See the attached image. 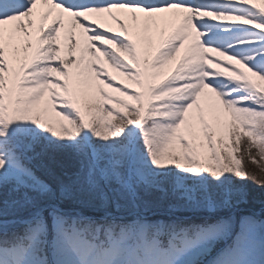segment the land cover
<instances>
[{"label": "snow or ice", "instance_id": "obj_1", "mask_svg": "<svg viewBox=\"0 0 264 264\" xmlns=\"http://www.w3.org/2000/svg\"><path fill=\"white\" fill-rule=\"evenodd\" d=\"M242 146L259 167L264 0H0V264H264V221L218 214Z\"/></svg>", "mask_w": 264, "mask_h": 264}, {"label": "rangeland", "instance_id": "obj_2", "mask_svg": "<svg viewBox=\"0 0 264 264\" xmlns=\"http://www.w3.org/2000/svg\"><path fill=\"white\" fill-rule=\"evenodd\" d=\"M170 28H171V26H169L167 29H166V31H168V30H170ZM74 29L75 28H73L71 25L70 26H67L66 28H62L61 29V33H62V37H63V35L66 33V32H68V31H71L72 33H73V35L75 34V32H74ZM80 32V31H79ZM81 35V34H80ZM75 37H76V35H75ZM82 43H83V36H82V38H81V40L77 43L78 44V47L80 46V45H82ZM67 44H68V41L66 40V39H62V41H61V48H62V55H66L67 54ZM182 53H183V48L181 49V52L180 53H177V55H176V58L173 60V61H171V62H169L167 65H166V67H165V69H164V73H170L171 72V70L172 69H174V67H175V65H176V63H178L179 62V59H180V57H181V55H182ZM84 55H85V58L87 59V58H89V55H88V53L87 52H85L84 53ZM101 59V61L102 62H104V65H105V67H107L108 68V71L113 75V76H115L116 77V79L118 80V81H121L122 83H130L126 78H124V77H122V76H120V74L118 73V72H116V70L115 69H113V68H111L108 64H107V61H106V59L104 58V57H101L100 58ZM53 75H58V74H56V73H54ZM106 91H111V89H106ZM113 95H119L118 93H113ZM115 102L114 101H109V104H114ZM117 107H119L118 105H117ZM58 108H59V105H57V108L56 109H53L51 106H49V109H48V115L51 117V119H52V122L54 123L55 122V120L56 119H58V117L56 116V111L58 110ZM123 111V110H122ZM191 112H194L195 110L193 109V110H190ZM205 116H206V118H207V116H208V110H207V108L205 109ZM115 122V121H114ZM183 127V126H182ZM178 147V146H177ZM202 151H206V142H205V149H203ZM237 158H239L238 156H237ZM249 160V158H248V154H247V152H244V154L242 155V162H245L246 164H247V167H246V165H245V163H243L242 164V166H243V169L246 171L247 169L249 170V172L250 171H253V169H254V167H253V164H252V162ZM224 163H227V161H224ZM70 167V166H69ZM253 175V174H252ZM254 175L257 177V179H264V176L263 177H261V175H260V177H259V173H257V172H254ZM254 183H256V182H254ZM242 184H245L244 183V179L243 180H241L240 178H234V186H235V188H237V189H240V190H242L244 193H246V191H245V189H243V187H242ZM256 185H257V183H256ZM258 186V185H257ZM260 187V186H259ZM261 188H264V187H261ZM258 189H260V188H258ZM258 189H256V190H254L253 192H251L250 190L249 191H247V193H254V192H256V191H258ZM219 191H221V192H223V189H221V190H219ZM247 193H246V195H247ZM260 193H255L254 194V198L255 197H257V195H259ZM263 195H264V193H263ZM232 200H233V203H232V206L230 207V208H223V209H221L220 210V212L218 213L219 215H222V216H231L232 218H233V222H234V225H235V227L238 229L239 228V221L235 218L237 215H239V211H240V206L242 205V203H244L245 202V195L243 196V198H240L239 196H238V194L234 191L233 192V194H232ZM256 200H258V199H261V198H255ZM261 201V200H260ZM260 211V210H259ZM259 211H253V214H260V212ZM253 214H247V215H245L244 217H246V216H254V217H256L258 220H260V221H264L263 219H260V217H259V215L257 216V215H253ZM213 255H214V253H213ZM211 256H209V257H206L205 258V261L207 262L208 260H211Z\"/></svg>", "mask_w": 264, "mask_h": 264}, {"label": "trees", "instance_id": "obj_3", "mask_svg": "<svg viewBox=\"0 0 264 264\" xmlns=\"http://www.w3.org/2000/svg\"><path fill=\"white\" fill-rule=\"evenodd\" d=\"M252 154L253 155H256L257 156V159L259 160V155L257 154V151L255 148H253L252 150ZM245 151H243V146H242V149L241 151L237 152L235 155L238 156L239 158H242V155L244 154ZM250 162V161H249ZM245 163V162H242V164ZM253 164V171H250L247 169L246 172L248 173V178L247 179H244V183L245 184H242V187L243 189H245L246 193L247 191H251L253 192L254 190L258 189V191L254 192V193H247V195H245V202L242 203V205L240 206V213L239 215H237L235 218L240 222V220L247 214H253V211H259L260 214L259 217L260 219H263L264 220V188H261L259 186L256 185V183H254L255 181H253L251 179V177L254 175V172H257L259 173V177L261 175V177L264 176V171H261V167H264V161H261L260 162V166L258 167L257 164L255 163H252ZM246 167H247V164L245 163ZM248 168V167H247ZM66 171L68 172H71V167H66L65 169ZM253 174V175H252ZM46 178H49V177H46ZM260 179V178H259ZM255 193H260L259 195H257V197L255 198H261V199H258L256 200L254 198V194ZM261 200V201H260ZM98 214V213H97ZM253 215H257V214H253ZM257 215V216H258Z\"/></svg>", "mask_w": 264, "mask_h": 264}, {"label": "bare ground", "instance_id": "obj_4", "mask_svg": "<svg viewBox=\"0 0 264 264\" xmlns=\"http://www.w3.org/2000/svg\"><path fill=\"white\" fill-rule=\"evenodd\" d=\"M49 19H50V18H49ZM67 26H70V24H68L67 22H65V25H64L63 27L66 28ZM104 26H105V27H107V26H111L115 31H119V26H118L115 22H111V21H110L108 24H106V25H104ZM63 27H62V28H63ZM62 28H61V29H62ZM74 32H75L74 35H76V41H75V42L78 43V42L81 40L82 35H80V32H79V29H78V28H75V29H74ZM208 56H209L210 58H214L212 62H215V61H223V60H225V57H218L217 54L214 53V52H209ZM229 63H231V62H229ZM236 67H240V66L237 65Z\"/></svg>", "mask_w": 264, "mask_h": 264}]
</instances>
